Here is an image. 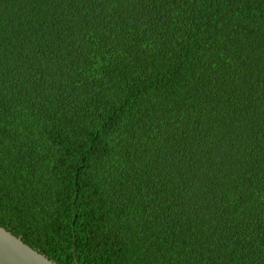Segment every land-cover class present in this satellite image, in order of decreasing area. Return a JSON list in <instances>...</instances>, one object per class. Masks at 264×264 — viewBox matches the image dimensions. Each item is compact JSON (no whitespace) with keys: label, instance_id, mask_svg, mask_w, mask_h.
I'll list each match as a JSON object with an SVG mask.
<instances>
[{"label":"trees","instance_id":"16d2710c","mask_svg":"<svg viewBox=\"0 0 264 264\" xmlns=\"http://www.w3.org/2000/svg\"><path fill=\"white\" fill-rule=\"evenodd\" d=\"M0 226L57 264H264V0H0Z\"/></svg>","mask_w":264,"mask_h":264},{"label":"water","instance_id":"95a60500","mask_svg":"<svg viewBox=\"0 0 264 264\" xmlns=\"http://www.w3.org/2000/svg\"><path fill=\"white\" fill-rule=\"evenodd\" d=\"M0 264H57L0 226Z\"/></svg>","mask_w":264,"mask_h":264}]
</instances>
